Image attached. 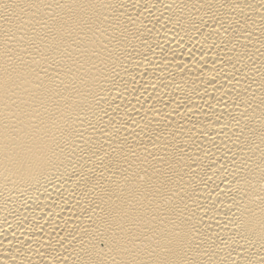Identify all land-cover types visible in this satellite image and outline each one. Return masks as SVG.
<instances>
[{"label": "bare ground", "instance_id": "obj_1", "mask_svg": "<svg viewBox=\"0 0 264 264\" xmlns=\"http://www.w3.org/2000/svg\"><path fill=\"white\" fill-rule=\"evenodd\" d=\"M0 264H264V0H0Z\"/></svg>", "mask_w": 264, "mask_h": 264}]
</instances>
